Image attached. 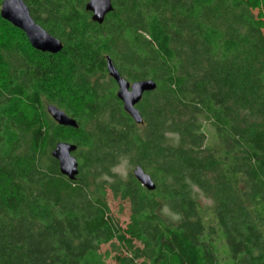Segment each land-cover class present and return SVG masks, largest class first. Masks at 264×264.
<instances>
[{
  "label": "trees",
  "instance_id": "obj_1",
  "mask_svg": "<svg viewBox=\"0 0 264 264\" xmlns=\"http://www.w3.org/2000/svg\"><path fill=\"white\" fill-rule=\"evenodd\" d=\"M23 1L62 50L0 18V264H264V0H111L102 24L89 0ZM107 57L155 82L141 124L103 82ZM62 142L74 180L52 157ZM124 159L153 191L114 173Z\"/></svg>",
  "mask_w": 264,
  "mask_h": 264
},
{
  "label": "water",
  "instance_id": "obj_2",
  "mask_svg": "<svg viewBox=\"0 0 264 264\" xmlns=\"http://www.w3.org/2000/svg\"><path fill=\"white\" fill-rule=\"evenodd\" d=\"M85 10L90 12L92 22L102 24L106 15L112 11L111 0H89ZM0 18L20 30L34 50L48 54H57L62 50L61 42L31 18L23 0H4L0 6ZM106 71L116 85V98L122 103L123 111L136 124H141L142 119L136 105L145 93L152 92L156 88L155 82L148 79L130 84L120 76L109 57L106 58ZM46 111L58 125L77 128L76 121L55 106L48 105ZM75 150L74 145L62 142L58 143L52 152V157L58 162L59 172L69 180H74L78 173V164L72 154ZM132 175L146 190H154L155 186L150 176L142 169L136 167Z\"/></svg>",
  "mask_w": 264,
  "mask_h": 264
},
{
  "label": "rangeland",
  "instance_id": "obj_3",
  "mask_svg": "<svg viewBox=\"0 0 264 264\" xmlns=\"http://www.w3.org/2000/svg\"><path fill=\"white\" fill-rule=\"evenodd\" d=\"M108 78L110 79V77L107 76L103 82H107ZM132 171L133 167H130L129 163L126 161V159H124L122 162H120V165L114 170V173L118 174L121 178L126 179L129 173H132ZM107 202L109 204L111 216L117 221V223L121 227H124L128 222V204L126 202L113 200L110 195L107 196ZM106 251H110L112 255L114 254V251L111 245L109 244L100 247L101 253H105ZM107 264H112V261L108 260Z\"/></svg>",
  "mask_w": 264,
  "mask_h": 264
}]
</instances>
